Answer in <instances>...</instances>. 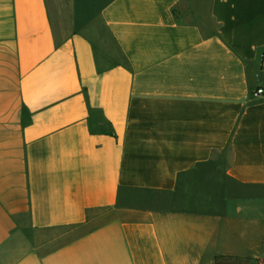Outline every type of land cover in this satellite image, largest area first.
I'll list each match as a JSON object with an SVG mask.
<instances>
[{"label":"crops","instance_id":"0c3cea01","mask_svg":"<svg viewBox=\"0 0 264 264\" xmlns=\"http://www.w3.org/2000/svg\"><path fill=\"white\" fill-rule=\"evenodd\" d=\"M258 89L264 0H0V264H259Z\"/></svg>","mask_w":264,"mask_h":264},{"label":"rangeland","instance_id":"374dc122","mask_svg":"<svg viewBox=\"0 0 264 264\" xmlns=\"http://www.w3.org/2000/svg\"><path fill=\"white\" fill-rule=\"evenodd\" d=\"M77 232L72 229H64L58 231H52L47 234H43L44 236L50 237V248L58 246V244H62L63 242H67L74 234Z\"/></svg>","mask_w":264,"mask_h":264},{"label":"trees","instance_id":"16d2710c","mask_svg":"<svg viewBox=\"0 0 264 264\" xmlns=\"http://www.w3.org/2000/svg\"><path fill=\"white\" fill-rule=\"evenodd\" d=\"M215 264H249L248 261L234 259L233 257H217Z\"/></svg>","mask_w":264,"mask_h":264},{"label":"built area","instance_id":"2783aa9c","mask_svg":"<svg viewBox=\"0 0 264 264\" xmlns=\"http://www.w3.org/2000/svg\"><path fill=\"white\" fill-rule=\"evenodd\" d=\"M264 95V89H258L256 92L253 93V97H259ZM259 264H264V260L261 261Z\"/></svg>","mask_w":264,"mask_h":264}]
</instances>
